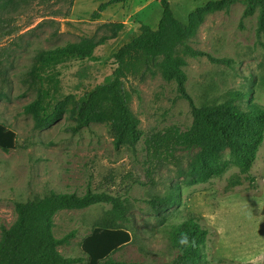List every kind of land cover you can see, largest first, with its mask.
<instances>
[{"label": "rangeland", "instance_id": "obj_1", "mask_svg": "<svg viewBox=\"0 0 264 264\" xmlns=\"http://www.w3.org/2000/svg\"><path fill=\"white\" fill-rule=\"evenodd\" d=\"M0 0V121L17 137V145L0 149V239L3 228L17 219L16 203L51 190L107 192L124 201V216L111 204L59 211L53 218L57 250L65 258L87 257L82 244L98 227L112 223L130 240L111 253L115 261L174 264L179 249L171 238L172 225L197 217L209 230L199 264H264V143L250 174L241 172L229 149L220 176L205 183L188 176L199 148L188 147L171 131H184L193 122L190 103L174 80L164 77L161 64L128 66L124 85L130 107L140 120L143 137L135 148L117 149L110 127L92 123L80 133L66 128L70 113L60 122L37 128L24 106L33 101L47 74L33 76L39 55L68 44H97L93 58L58 66L56 99L71 102L104 82L119 66L114 54L137 35L141 25L156 30L162 17L160 0H123L94 17L110 0ZM175 15L187 23L202 0H170ZM210 0H206L208 2ZM247 3L209 13L189 46L207 55L193 56L181 47L187 89L197 105L227 100L232 91L248 92L264 109V26L261 8L246 15ZM123 24V28L117 27ZM238 104L244 105L243 101ZM70 106V105H68ZM171 197L174 204L155 212L148 201ZM112 244V243H111ZM110 245L99 241L94 251Z\"/></svg>", "mask_w": 264, "mask_h": 264}, {"label": "trees", "instance_id": "obj_2", "mask_svg": "<svg viewBox=\"0 0 264 264\" xmlns=\"http://www.w3.org/2000/svg\"><path fill=\"white\" fill-rule=\"evenodd\" d=\"M123 0L101 3L94 17H100L111 4ZM198 5L190 14L187 23L177 18L170 0H160L163 8L158 28L141 25L139 33L114 54L119 66L103 83L87 91L79 98L58 101L56 99L59 65L71 60L93 58L97 44H68L50 50H42L39 55L40 67L33 70V76L47 74V86L42 84L36 98L24 106V112L33 117L37 128L52 126L70 113L74 123L67 126L72 134H77L92 123L109 125L117 149L128 146L135 148L143 137L140 120L130 107V94L124 85L126 69L132 63L161 64L164 77L177 83L178 91L187 99L192 108L193 122L184 130L171 131L188 147H198L199 152L190 164L188 176L196 182L205 183L214 176L224 173L226 164L221 150L229 149L241 172L249 175L257 159L259 148L264 143V109L252 102L248 92L232 91L230 97L216 104L197 105L187 89V74L184 62L176 58L181 47L193 56L207 55L215 62H224L209 54L196 51L189 41L196 37L205 16L209 13L230 8L238 1L247 3L245 14L252 15L256 7L261 8L260 26H264V0H210ZM7 4L12 0H7ZM123 28V24H117ZM243 101L244 105L238 104ZM70 105V106H68ZM17 145L15 132L0 121V149L9 152ZM171 197L155 196L148 203L161 213L174 204ZM111 204L114 211L124 216V201L107 192L88 190L79 195L75 192L51 190L44 196L16 203L17 219L10 228H3L0 239V264H71L83 262V258H65L58 250V240L53 232V218L61 210L87 208L97 204ZM171 238L179 249L174 264H199L202 261V246L209 235L197 217L172 225ZM130 240L129 234L116 228L112 223L98 227L83 241L82 248L87 264H138L119 262L111 258V253L121 249ZM99 241L110 245L103 251H94L93 245ZM112 243V244H111Z\"/></svg>", "mask_w": 264, "mask_h": 264}]
</instances>
